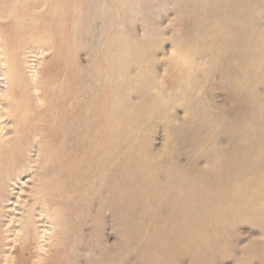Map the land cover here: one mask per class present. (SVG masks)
<instances>
[{"label":"bare ground","instance_id":"bare-ground-1","mask_svg":"<svg viewBox=\"0 0 264 264\" xmlns=\"http://www.w3.org/2000/svg\"><path fill=\"white\" fill-rule=\"evenodd\" d=\"M137 1L0 0V68L4 56L9 70L16 65L28 70L30 76L10 93L6 83L0 85V120L7 119L0 126L4 128L0 133V264H81V258L86 259L85 264L95 262L96 255L87 249L85 228L90 223L100 228L107 210L125 211L127 192L138 197L145 195L143 192L153 193L146 194L149 206L160 198L165 209L158 219L168 223L169 228L159 231L158 237L165 238L173 231L174 237H183L191 229L202 233L201 210L212 208L227 194L220 190L232 187L237 206L240 202L249 206L254 200L261 203L264 187L253 186L248 191L254 199L237 200L246 194V186L257 181L256 177L264 183L260 175L264 143L239 145L241 134L236 125L226 128L237 149L238 159L233 164L251 161L257 151L259 157L254 156L252 161H259L260 171L254 170L259 175L225 179V175L215 174L225 185L219 189L204 186L202 197L197 180L189 172L179 165L172 169L154 164L142 156L134 136L120 135L123 122L125 129L132 130L127 122L131 116L124 117L122 112L129 105H124L122 99L127 75L122 52L127 50L122 48L121 29L124 17L135 12ZM260 3L187 0L181 11L189 18L199 17L193 19L192 33L199 31L210 38L207 45L211 53H203L198 60L214 64L223 56L246 62L255 56L258 60L254 59V65H261L264 30ZM151 9V5H145L142 12L148 15L154 11ZM153 31L150 28V35ZM190 36L184 30L179 33L176 40L180 43V60L175 57L173 62H182L190 52L199 50ZM40 44L42 48L37 49ZM80 50L101 53L83 66L77 55ZM50 51L57 65L39 79L38 56ZM188 63L195 64L191 60ZM25 92L22 109L3 104L1 97L16 98ZM156 104L151 107L153 113L161 110ZM8 109L11 114L3 113ZM258 125L264 131L262 117ZM209 129L204 123L195 124L194 131L185 135L195 146L204 147L208 145ZM224 153H231V149ZM149 178L153 181L148 184ZM199 178L204 181L202 176ZM237 187L241 192H236ZM125 219L128 221L129 215ZM116 254L117 248L113 252Z\"/></svg>","mask_w":264,"mask_h":264},{"label":"rangeland","instance_id":"rangeland-1","mask_svg":"<svg viewBox=\"0 0 264 264\" xmlns=\"http://www.w3.org/2000/svg\"><path fill=\"white\" fill-rule=\"evenodd\" d=\"M129 1L123 0L122 4ZM260 1L264 30V0ZM186 2L138 0L135 12L124 17L121 39L125 46L122 45V48L127 50L122 52L127 75L123 85L125 98H121L126 101L124 105H129V109L122 112L124 117L131 116L127 122L132 130L125 129L123 122L121 129L124 131L120 135L130 133L131 137L134 136L133 142L142 156L150 158L154 164L157 162L164 168L172 166V169L179 165L189 172L197 180L202 197L201 189L204 186L219 189L225 185V182L219 181L223 179L215 174L225 175V179L259 175V172L254 173V170L261 169L259 161H252L254 156L259 157L257 151L251 161L233 164L238 159L235 156L237 149L226 128L236 125L241 134L239 145L264 143V131L258 125L260 118L264 119V54L259 56L261 65L256 66L254 59H258L255 56L246 62L226 60L223 56L214 60V64L198 60L203 53H211L207 45L210 38L199 31L192 33L193 19L199 17L191 15L189 18L181 11ZM145 5H151L154 11L145 15L142 12ZM150 28L154 29L151 35ZM181 30L186 36L191 34L190 39L195 40L198 44V48H195L199 50L190 52L191 55L188 58L185 56L182 62H173L175 57L180 60V43L176 39ZM98 38L101 39L100 36ZM42 46L37 45V49ZM253 48L251 45L250 51ZM78 52L79 62L83 66L89 65L101 53L97 50ZM53 55V51L39 54L41 61L37 66V78L42 79L49 69L52 70L54 65L56 67ZM2 58L5 62L0 68V85L6 83L10 93L11 88H20L30 76L28 70L16 65L9 70L8 59ZM188 60L195 64L189 65ZM90 74L87 77L90 78ZM25 95L26 92L16 98H1L4 105L22 109L26 104ZM154 103H158L161 109L155 113L151 110ZM3 113L11 114V110ZM8 119L12 121V118ZM6 120L1 119L0 126ZM203 123L210 127L208 145L195 146L185 133L194 131L195 124ZM3 129H0V133ZM230 149L231 153H224ZM254 166L255 169L248 170V167ZM260 175L264 176V164ZM258 177L257 181L246 186V194L238 201L247 197L254 199L252 192L248 191L253 186L264 187ZM123 180L126 182L125 174ZM152 181L149 178L148 184ZM220 191L227 194L218 198L212 208L201 210L202 233L191 229L185 231L183 237H174L173 231L169 238L158 237L163 229L169 228L168 223L158 219V214L165 209L160 198L149 206L148 195L153 193L143 192L145 195L140 197L136 193H125L127 214L123 210L121 213L107 210L100 228L92 223L85 228L87 249L97 257L95 262L90 260L89 264H264V197L261 203L254 200L249 206L243 202L237 206L232 187ZM236 192L241 190L237 187ZM125 215H129L128 221ZM116 248L117 254L114 256ZM79 262L85 264L86 259L81 258Z\"/></svg>","mask_w":264,"mask_h":264}]
</instances>
